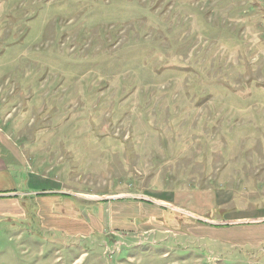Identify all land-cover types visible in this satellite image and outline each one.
<instances>
[{
    "label": "rangeland",
    "instance_id": "obj_1",
    "mask_svg": "<svg viewBox=\"0 0 264 264\" xmlns=\"http://www.w3.org/2000/svg\"><path fill=\"white\" fill-rule=\"evenodd\" d=\"M0 145V264H264V0H0Z\"/></svg>",
    "mask_w": 264,
    "mask_h": 264
},
{
    "label": "crops",
    "instance_id": "obj_2",
    "mask_svg": "<svg viewBox=\"0 0 264 264\" xmlns=\"http://www.w3.org/2000/svg\"><path fill=\"white\" fill-rule=\"evenodd\" d=\"M0 147L2 148L1 145ZM8 166L9 165H8L7 155L2 153L0 150V206L2 201L4 200L3 199L4 195L8 192L9 188L13 187V182L15 183L14 178L11 177L13 174L11 170L8 168Z\"/></svg>",
    "mask_w": 264,
    "mask_h": 264
}]
</instances>
